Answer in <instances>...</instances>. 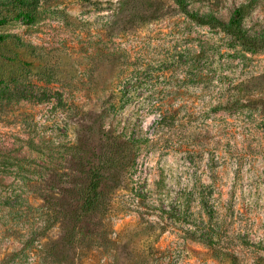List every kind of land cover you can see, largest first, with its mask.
I'll return each instance as SVG.
<instances>
[{"label": "rangeland", "instance_id": "rangeland-1", "mask_svg": "<svg viewBox=\"0 0 264 264\" xmlns=\"http://www.w3.org/2000/svg\"><path fill=\"white\" fill-rule=\"evenodd\" d=\"M187 4L264 31V0ZM0 264H264V47L171 0H0Z\"/></svg>", "mask_w": 264, "mask_h": 264}, {"label": "trees", "instance_id": "trees-1", "mask_svg": "<svg viewBox=\"0 0 264 264\" xmlns=\"http://www.w3.org/2000/svg\"><path fill=\"white\" fill-rule=\"evenodd\" d=\"M20 4L33 5L37 0H13ZM178 10L191 21L218 28L238 44L258 48L264 47V31L250 33L243 24L244 7H237L228 19H222L212 12H198L188 7L187 0H171ZM110 146V153L98 165H92L89 171L88 183L83 189L81 208L84 212H101L106 203L103 199L101 186L109 181L113 187L117 186L127 169L130 159L129 148L117 144L110 136L106 137Z\"/></svg>", "mask_w": 264, "mask_h": 264}]
</instances>
